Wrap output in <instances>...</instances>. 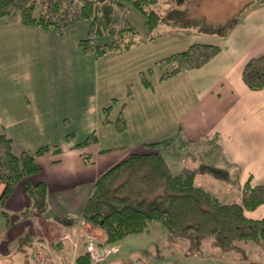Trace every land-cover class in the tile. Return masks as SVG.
Here are the masks:
<instances>
[{"label":"rangeland","instance_id":"374dc122","mask_svg":"<svg viewBox=\"0 0 264 264\" xmlns=\"http://www.w3.org/2000/svg\"><path fill=\"white\" fill-rule=\"evenodd\" d=\"M173 1L158 0L156 4L149 6L158 10L160 14H165L164 17L172 22V24H159L152 31V34L156 36L155 39L121 53L108 52L102 56H97L95 52H85L79 45V40L88 35L89 19L71 23L63 33H57L52 28L26 26L30 29L35 28L32 36L30 31V33L22 31L17 22L7 24V20L18 16L17 14L13 13L2 18L1 20L4 19L6 23L0 24V57L6 59L0 60V72L4 70L12 72L4 74L6 78L0 76V100H5L7 103L10 100L16 101L15 93L20 89L21 97L28 104L15 109L21 110L22 122L13 128L19 131L15 139L26 147L24 149L30 153H34L43 146L56 145L65 149L83 142L87 136L93 134L96 137L94 143L82 144L78 147H83V150H86L85 153L103 149L101 154L109 155L114 152H126L145 137L148 133L146 132L148 120L143 119V116L146 115L144 111L149 109V101L145 100L139 92L142 89L140 73H147V70L151 68L152 72L147 73L148 80L157 81L161 70L154 66L155 61L186 49V41L192 37L212 38L213 32L198 35L199 32L223 28L230 22L235 25L243 18L245 11H242L243 14L240 12L249 0ZM37 12L38 6L34 14ZM127 17L141 35H144L146 28L143 14L129 7ZM110 39V36H95L94 44L108 43ZM8 50L12 51V54L2 56L3 51ZM154 54L155 58H153ZM129 88L136 94L135 102L138 110L135 111L132 108L129 111L131 113H129L128 122L134 120L131 129L119 131L116 125L117 114L121 103L127 100ZM111 98H115V101ZM162 106L163 103L160 102L161 110L164 109ZM161 115L166 124L168 114L161 112ZM3 119L7 121V118ZM153 120L150 119L151 125L154 124ZM210 143L208 146L196 144L190 147L183 145L182 142L169 140V144L161 153L174 173L181 171L191 157H199L202 162L206 158L212 160L209 167L194 165L198 173L202 170L204 171L201 174L215 173L213 178L207 175L204 179L197 181L219 197L220 201L233 202L240 194L241 186L232 182V176L231 183L224 182V178L229 177L226 173L230 170L219 167L222 163L221 159L210 157L211 154L208 152L213 153V156L218 155V145L211 141ZM148 150L146 149V152ZM103 160L104 158L100 160V163L107 164L109 161V159ZM215 165L216 169H214ZM216 175L222 178L221 184H217L221 181L216 178ZM69 186L65 188L69 194L66 198L58 200L55 194L47 195L44 207L38 205L35 207L36 211L39 214L48 213L55 220L76 222L77 218H80L82 200L81 202L71 201L70 196L80 192L85 186ZM50 208L54 211H50ZM246 212L248 211H245V214ZM30 213L29 210H23L20 213L8 212V224L0 215V240H8L4 241L7 248H0V264H56V258L52 257V254L46 253L45 256L43 251L42 255L37 248L36 255L33 256L32 248L37 245L36 236L32 235L33 243L27 239L25 242L21 241L22 237L27 235L25 228L33 232V228H29L27 218ZM6 225H8L7 229ZM13 228L15 235L21 232L14 241L10 239ZM87 230L91 231V228ZM102 234L105 236L103 232ZM104 240L106 242V236ZM236 246L223 250L214 242L212 236L172 237L169 236L164 225L156 221L142 232L131 233L109 243L111 253L105 260L91 264L264 263V247L260 243L238 241Z\"/></svg>","mask_w":264,"mask_h":264},{"label":"trees","instance_id":"16d2710c","mask_svg":"<svg viewBox=\"0 0 264 264\" xmlns=\"http://www.w3.org/2000/svg\"><path fill=\"white\" fill-rule=\"evenodd\" d=\"M157 1L0 0V18L15 13L24 26L52 28L57 33H63L71 23L89 19L88 35L79 40V45L85 52L102 56L108 52L121 53L151 41L156 37L152 31L159 24H172L170 19L164 17L165 14L149 7ZM252 1L264 3V0ZM37 6L38 12L34 14ZM129 7L143 14L146 28L144 35L128 19ZM233 24L230 22L211 32L224 35ZM101 35L110 36V41L94 44V37ZM219 51L217 44L192 42L186 49L158 59L154 66L161 70L159 80H165L200 67ZM148 72H152L151 68ZM147 73H140L141 82L144 87L150 88L152 84ZM241 77L251 90L264 88V53L247 60ZM127 96L131 97L130 88ZM124 107L125 103H122L117 114L119 131L126 128ZM95 141L96 137L92 134L75 146ZM168 144L169 139L147 142L145 146L149 150L146 153H131L100 174L81 211L82 220L99 228L106 236V243L142 232L153 222L159 221L169 236H212L223 250L237 247L238 241L258 242L264 247V216L253 219L245 214V211H253L264 204V182L251 185L248 180L241 188L238 201L222 202L216 195L194 183L193 169L184 167L177 173L172 172L161 153ZM46 152L58 153L60 148L56 145L43 146L34 153L27 150L16 153L13 151L12 139L0 133V183L6 184L0 196L1 206L18 181L25 179L27 193L36 207H44L46 185L43 182L31 184L28 178L39 171L36 157ZM81 155L85 159L89 157V154ZM0 215L7 223V212L0 209ZM28 238L26 235L21 241L25 242ZM79 259L83 261H78V264H90L86 253Z\"/></svg>","mask_w":264,"mask_h":264},{"label":"crops","instance_id":"0c3cea01","mask_svg":"<svg viewBox=\"0 0 264 264\" xmlns=\"http://www.w3.org/2000/svg\"><path fill=\"white\" fill-rule=\"evenodd\" d=\"M242 11H245L243 18L238 20L226 34L213 33L211 39L196 36L186 41V46L192 42L219 45L220 51L208 62L165 80H159L158 75L157 81L151 82L152 87L150 88L140 84L142 89L139 92L145 100L149 101V109L144 111L146 115L143 116V119L148 120V131H146L148 133L126 152H114L108 155L101 154L104 151L102 149L85 153L86 150H83V147L71 146L65 149L60 148L58 153L46 152L36 157L39 171L31 175L28 180L31 184L43 182L47 188L46 196L55 194L57 199L61 200L69 195L67 189L65 190L68 185L85 187L70 196L71 201L81 202L82 200L80 218L73 223L72 220H55L48 213L39 214L34 201L27 193L25 179L18 181L4 205H0V209L7 213H20L23 210L31 212L27 218L29 228L32 227L33 232H30L28 228L25 230L30 237L27 241L33 243L32 235L36 236L37 245H33V256L36 255L35 249L37 248L42 255L43 251L45 256L46 253L52 254V257L56 258V264H78V261H83L78 260V257L85 254V245L89 238L93 237L105 242L102 232L81 218V211L93 183L100 174L131 153H146L148 148L145 143L150 141L169 139L172 142H182L183 145L190 147L196 144L208 146L211 141L218 145V155L213 156L214 154L209 152L208 154H211L210 157L222 160L219 166L221 169L230 170L226 173L229 177L224 178L225 183H231V176L232 182L237 183L241 188L248 180L253 185L264 182V88L251 90L244 84L241 77L247 60L264 53V3L249 0L248 6L240 12L243 14ZM1 19V25L6 23L4 19ZM9 22H17L22 31L31 32L33 36L35 28L30 29L22 25L18 16L7 20V24ZM207 32L211 31L199 32L198 35ZM3 52L2 56L12 54L9 50ZM154 56L155 54L153 58ZM3 59L6 58L0 57V60ZM11 72L1 71L0 76L6 78L4 74ZM15 73L17 74L18 71ZM15 95L16 101L10 100L7 103L5 100H0V122L3 123H0V133L12 139L13 151L18 153L26 147L15 139L19 131L13 128L22 122L21 110L15 109L26 106L27 103L21 97L20 89ZM135 97L136 94L131 90V97L126 95L127 100L123 101L125 103L123 110L125 130L131 129L134 124V120L128 122V116L132 108L135 111L138 110ZM160 102L163 103V110L160 108ZM161 112L168 114L166 124L163 122L164 117ZM3 118H7V121ZM150 119H154L153 125ZM82 153L89 154L88 159H85ZM102 158H104L103 161L109 159L108 163H100ZM188 162L184 167L195 170V184L203 187L197 180L204 179L209 173L201 174L204 170L198 173L194 165L209 167L213 161L206 158L202 162L199 157H191ZM214 174L208 177L213 178ZM216 178L221 181L217 184H221L222 178L217 175ZM5 185L3 182L0 183V196ZM239 196L240 194L234 201H238ZM246 216L253 219L263 217L264 204L254 211L246 212ZM66 217L70 218V216ZM88 228H91V231H88ZM17 235L13 228L10 239L14 241ZM88 235H90L89 238H87ZM4 241L8 240H0V248H7Z\"/></svg>","mask_w":264,"mask_h":264},{"label":"built area","instance_id":"2783aa9c","mask_svg":"<svg viewBox=\"0 0 264 264\" xmlns=\"http://www.w3.org/2000/svg\"><path fill=\"white\" fill-rule=\"evenodd\" d=\"M86 251L90 260L96 263L102 261L111 250L104 244L98 243L96 240L91 238L87 242Z\"/></svg>","mask_w":264,"mask_h":264}]
</instances>
